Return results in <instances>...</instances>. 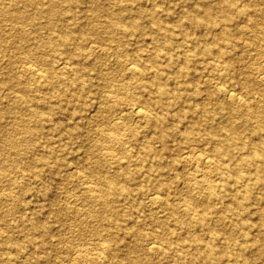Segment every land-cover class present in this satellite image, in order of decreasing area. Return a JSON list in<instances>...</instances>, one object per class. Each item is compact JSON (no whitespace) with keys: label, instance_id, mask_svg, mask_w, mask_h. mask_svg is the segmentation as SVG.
<instances>
[{"label":"bare ground","instance_id":"6f19581e","mask_svg":"<svg viewBox=\"0 0 264 264\" xmlns=\"http://www.w3.org/2000/svg\"><path fill=\"white\" fill-rule=\"evenodd\" d=\"M243 2L196 1L182 8L171 22L159 18L156 3L146 8L127 0H0V58L8 53L7 63L12 57L19 58L23 62L18 73L28 77L8 71L0 78V147L11 161H0L1 173L8 174L10 164L36 178L49 159L57 162L61 160L59 156L72 154L71 142L58 148L53 144L54 131L63 132L66 139L80 133L77 121L64 125L53 119L54 111L68 110L61 103L72 104L68 108L72 109L73 120L92 121L97 112L104 117V125L96 134L99 143L84 145L80 154L84 157L81 173L85 179L77 195L82 202L78 208L67 212L65 208L59 215L61 221L70 219L76 226L77 239L95 240L93 251L79 248L74 260L96 264L117 257L108 237L130 239L123 244L125 261H114L115 264H159L154 256H171L174 264H202L200 260L205 264H248L243 255L264 253V220L253 221L247 216L248 203L264 211V102L258 111H252L247 93L255 81L244 70L246 77L239 88L231 81L224 88L206 86V100L211 107L195 101L201 78L215 71L222 81L233 73L234 56L243 58L236 50L242 32L250 31L252 36L264 39V0ZM83 3L86 4L82 6ZM241 17L243 26L238 23ZM80 18L84 21L80 22ZM183 19L193 26H217V32L207 41L193 31L175 37ZM143 41L149 45L144 58L140 52ZM100 48L103 51L92 56ZM46 49L51 50L49 56ZM110 49L130 52V60L115 61L112 70L104 58L98 59L99 54L107 55ZM198 54L214 55L212 65L205 59L199 67L190 65ZM45 64L48 66L43 67ZM87 65L95 71L94 76L104 81L107 90L94 104L95 112L87 108L82 114L84 91H92L93 76L86 71ZM258 75L264 81V69ZM188 82L192 88L187 87ZM34 90L37 93L32 94ZM11 99L14 102H9ZM75 101H80V106L72 103ZM7 114L14 120L10 131L1 127ZM131 118H136L144 130L124 127ZM44 129L50 138L39 141ZM154 140L160 143L159 149L153 147ZM82 143L80 140V146ZM38 145L42 147L39 152ZM167 150L178 154L170 162L171 170L165 171L162 158ZM133 157L135 163H131ZM181 162L204 166L183 175L188 176L185 180L189 183L182 213L167 202L170 215L165 217L170 219L175 214L171 218L174 222L153 213L149 216L153 230L141 232L138 226L142 221L122 211L118 202L144 194L153 207L164 203L162 194L169 192L168 182L160 176L166 175L170 181L181 177L175 170ZM48 170L54 172L52 168ZM140 177L148 181V187L141 182L130 187V182ZM255 188L260 191L252 194ZM17 198L16 191L2 192L0 204L4 199ZM54 205L61 209L59 202ZM13 208L3 211L0 207V223L4 225L0 227V263L24 257L37 264L42 256L22 248L43 246V239L25 235L19 240L12 232L18 227L35 230L40 222L26 215L23 208L17 218L20 225L17 224L7 217ZM193 210L198 212L194 214Z\"/></svg>","mask_w":264,"mask_h":264},{"label":"rangeland","instance_id":"374dc122","mask_svg":"<svg viewBox=\"0 0 264 264\" xmlns=\"http://www.w3.org/2000/svg\"><path fill=\"white\" fill-rule=\"evenodd\" d=\"M107 1V0H103ZM129 2L143 5L146 8H150L152 4L156 3L157 6V12L160 19L163 20H169L171 22L174 21V19L178 18L179 11L182 8L190 7L192 4H194L196 1L199 2L200 0H166L164 2L160 0H127ZM246 2V0H244ZM243 2V3H244ZM87 3V2H86ZM86 3L81 4L82 6ZM20 6L22 4L20 3ZM24 7V6H22ZM25 8H29V5H26ZM82 13H78V15L81 16ZM80 22L84 21L83 18H80ZM1 23V22H0ZM5 26H9L10 23L2 22ZM238 23L240 26L244 25V21L242 17L238 20ZM1 26V25H0ZM30 27V28H29ZM28 29H33L32 26H28ZM41 30V28H38ZM78 28H76L77 30ZM217 26L214 28H208L206 25L202 26H193L191 23H189L187 20L183 19L182 26L177 27L175 30V37L181 38L183 35V32L193 31L198 35V37L202 41L209 40L212 36H214V33L217 31ZM46 31V30H45ZM148 35H146V39ZM127 38H131V36H127ZM238 46L236 47V50L240 52V54H243V58L237 59V56H234L235 62L232 67L233 73L226 76L225 80H218L217 75L215 71L210 72L206 77L201 78L199 82V90L195 94V101L199 103H203V105H206L208 107H211L212 104L209 103V101L206 100L207 96V85L210 86L209 88H224L225 84L231 82L237 83V88L241 85V82L243 81V78L246 77L243 73L244 70H246L248 73L247 77L253 78L255 81L254 85L249 86V90L247 91L250 102L248 103L252 109V111H258L261 108L262 101L264 102V81L260 80V76L258 73L264 69V39H259L256 35L252 36V33L250 31L242 32L240 36L238 37ZM15 42H18V39L15 38ZM175 41V40H174ZM148 41L140 42V47L142 48L141 56L144 58L146 56V53L149 49V45L147 43ZM172 42H170V45ZM102 44L105 45V42L102 41ZM74 45V43L72 44ZM102 48V47H101ZM100 49H97L93 51V55H96L97 53L103 51ZM86 49H89L88 46H86ZM90 51V50H89ZM129 53L126 52V54L115 52L112 49H110V53H107V55L99 54V58H104L108 65L115 68V61H122L124 58L126 60L129 59ZM46 54L49 56L51 54V50L46 49ZM231 55V54H229ZM9 58V53L7 56H3L0 58V78L1 76L5 75L8 71H11V73L14 75L22 76L23 78H28L26 75L19 74L20 72V66L22 65L23 61H20L17 57H12L10 61L7 63V59ZM213 58H215L214 55L210 56H202L200 54L196 55L191 61L190 65L198 67L202 65V60L205 59L206 62H209V64L212 65ZM5 61V62H4ZM145 61H147V57L145 58ZM56 64V62H55ZM48 65H43V67ZM193 69V68H192ZM196 69V68H194ZM193 69V70H194ZM86 71L90 73L93 77L91 78V86L92 88L91 92L84 91L83 99L85 100L84 106L85 109L82 112L84 114L85 110L88 108L90 112H95V106L94 104L99 100V98L102 97L103 94H105L107 87L104 84V81L100 79L99 77L94 76V70L92 69L91 65H87ZM112 77H117L114 73L111 74ZM260 81V82H259ZM257 82V83H256ZM218 83V84H216ZM188 88H192V83H187ZM1 89V88H0ZM11 91V89H8ZM86 90V89H85ZM240 89H236V92H239ZM32 94L37 93L36 90L31 92ZM95 96V97H94ZM5 101V100H4ZM7 101V100H6ZM9 102H14V99H11ZM76 106H80L79 102H72ZM59 103H57L58 105ZM56 105V104H55ZM61 106L66 107L68 110H56L53 112L52 117L56 121H61L65 123L64 125H73L75 121H77L78 125V131L80 133H73L70 139H66L63 135V132L61 131H54L53 132V144L56 148H58L60 145H64L68 142H71L70 144L73 145V152L69 155H61L59 158L60 161L55 162L53 159L48 160V165L44 164L46 167L45 170L41 173V176H38L34 178L31 173L23 174V170H21L18 167L11 166L8 164L7 166L10 167V171L5 176L0 171V194L2 192L7 191H16L17 196L19 198L17 199H10L5 200L1 202L0 207L3 211L8 209L10 206H13V212L9 215H7L8 218L14 219L17 224L20 225V221H17V218L19 214L21 213L20 210L25 208L26 215H29L31 217H36L40 225L35 230L25 231L21 230V228H15L12 232L13 236L15 238H18L19 240L28 237H35L39 239H43L44 245L39 247H34V245H28L24 246L22 249L25 250L28 253H32L34 251L38 252L40 256V261L37 264H85V261H77L74 260V257L76 256V250L77 249H87L91 252L94 250V244L92 243L95 241L94 239H77L76 238V226L72 223L70 219H67L65 221H61L59 218L60 214H63L66 210L69 211L74 208H78L80 206V203L82 202L79 196L77 195V192L82 186V181L85 179V176H82V169L85 168V165L83 163L84 157L82 158L80 154L84 152L85 146L84 145H91L95 143H99L96 134L98 129H100L104 124V117L102 116L101 112H97L95 120L88 121L84 118L82 120L76 119L73 120L71 118V113L69 108H72V104H66L65 102L61 103ZM69 107V108H68ZM82 108V107H81ZM129 110V109H128ZM130 114L133 113V110L128 111ZM132 119V120H131ZM127 122H125L124 127H132L135 126L139 130L143 129L140 127L139 121L136 120V118H131ZM253 120V119H252ZM13 118L7 114L5 115V118H2V125L3 128L10 131L11 125L13 124ZM144 130V129H143ZM42 132V133H41ZM38 139L39 141L49 140L50 135L47 134V131L44 129L41 131ZM126 136V135H125ZM80 140H83V143L80 146ZM68 141V142H66ZM173 143V141H171ZM175 142V141H174ZM128 142H125L124 145H127ZM153 147L159 149L160 143L157 140L152 141ZM105 146V144H104ZM102 146V147H104ZM41 146H36L37 151H41ZM106 148V147H105ZM104 148V149H105ZM178 154L177 151H171L167 150L165 152L164 157L162 158V167H164V170H171L172 163L171 160L173 157ZM32 155V154H30ZM120 153L117 152V156H119ZM8 158L10 160V156H7L6 153L1 149L0 147V161H6L8 162ZM131 163H135V157H133ZM67 163H70V165H66ZM40 164V163H39ZM61 164V166H60ZM170 164V165H168ZM133 165V164H132ZM52 168L54 172H50L48 169ZM203 164L200 163H190V162H181L179 165H176L175 170L179 172L181 177L174 178L173 181H170V177L163 175L160 176L162 180L168 182L167 190L169 192L162 194L164 203H161L157 205L156 207H153L149 204L148 198L144 194H140L135 199L131 200H120L118 202L119 207L122 211L134 214L136 220H141L138 225V228H140V231L143 233H149L153 230V224H151L149 216L153 213H156L161 219H166L170 223H173L174 220L171 219L175 216H170V219H168L166 216H169V212H167V202H170L175 206L178 213H182L181 210L185 207V190L186 185L188 186V183L185 179L188 178L183 175L189 174V172H194L197 168H203ZM77 169V170H76ZM56 171L58 173H56ZM28 171H25L27 173ZM172 174V173H171ZM156 176V175H155ZM157 178V177H154ZM137 182H141L142 186L148 187V181H146L143 177H140L136 180H132L130 182V187H136ZM260 191L259 188H255L252 191V194H256ZM167 194V195H166ZM59 202L60 206L57 209L55 207V203ZM67 204V205H66ZM259 205L248 203V217L253 221H258L259 219L264 220V211L262 209H259ZM66 208V209H65ZM65 209V210H64ZM62 211V212H58ZM194 214H196L198 211L193 210ZM244 214H246L245 211H243ZM58 214V215H57ZM139 222V221H138ZM97 224V222H95ZM0 227H4L2 223H0ZM264 228V224L261 226ZM89 228V227H88ZM159 228V227H158ZM89 231V230H87ZM203 236H205L204 232L200 230ZM28 232V233H27ZM104 232V231H103ZM26 235V236H25ZM59 238H62V240L58 241ZM103 238V237H102ZM104 239V238H103ZM111 243L112 247L116 248L115 254H117V257H114L113 260L109 258L108 260L104 262H97L96 264H115L114 261L118 260H124L125 261V251L126 247H124L123 244L128 242L130 239L126 237H122L119 240H112L110 237L106 238ZM147 239V238H146ZM241 240L242 237H239ZM97 240V239H96ZM149 240V238H148ZM148 240H145L146 246L148 243ZM222 242V240H220ZM264 246V240L262 241ZM167 250V249H166ZM168 253L170 250H167ZM245 257V261L248 262V264H264V253L261 254H255L253 252L247 253L245 256L243 255L242 258ZM154 260H156L159 264H174V261H172L171 256L167 257H158L154 256ZM88 263V262H87ZM94 263V262H93ZM200 263L205 264L203 260H200ZM5 264V263H0ZM8 264H36L34 261H30L28 259H25L24 257H17V259L10 260ZM89 264V263H88ZM95 264V263H94ZM178 264V263H175ZM207 264V263H206Z\"/></svg>","mask_w":264,"mask_h":264}]
</instances>
